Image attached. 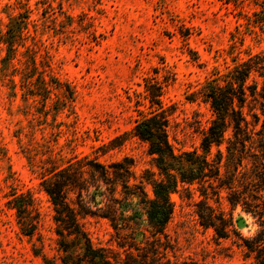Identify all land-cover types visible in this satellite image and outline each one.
Here are the masks:
<instances>
[{"label": "rangeland", "instance_id": "374dc122", "mask_svg": "<svg viewBox=\"0 0 264 264\" xmlns=\"http://www.w3.org/2000/svg\"><path fill=\"white\" fill-rule=\"evenodd\" d=\"M254 55L264 56V0H0V264H44V255L55 254L42 171L129 157L131 182L140 180L156 169L131 134L135 120L162 112L175 151L198 148L212 117L205 82ZM39 76L47 93L37 88ZM250 79L260 88L264 76L253 71ZM147 83L161 85L159 105ZM11 192H29L38 204L42 220L32 237L5 205ZM225 194L220 207L229 211ZM170 199V259L255 264L235 237L217 240L198 224V192ZM233 217L242 236L255 234L256 218L240 206ZM90 221L94 242L113 244L108 223Z\"/></svg>", "mask_w": 264, "mask_h": 264}, {"label": "trees", "instance_id": "16d2710c", "mask_svg": "<svg viewBox=\"0 0 264 264\" xmlns=\"http://www.w3.org/2000/svg\"><path fill=\"white\" fill-rule=\"evenodd\" d=\"M263 69L264 56L254 55L205 82L201 94L212 117L198 148L175 151L162 112L135 120L131 134L146 144L156 169L143 170L136 182L129 157L110 164L84 158L42 171L55 235V254L44 255V264H200L170 259L173 247L165 234L174 213L170 194L192 200L195 192L198 224L212 229L217 240L235 237L244 257L264 264V81L259 88L250 79L253 71L264 76ZM37 81L47 93L44 79ZM146 91L151 104L159 105L161 85L147 83ZM223 190L229 211L220 207ZM9 196L5 205L14 210L21 233L32 237L42 220L35 198L29 192ZM237 206L258 222L251 237L234 226ZM90 220L108 223L113 244L94 242L86 227Z\"/></svg>", "mask_w": 264, "mask_h": 264}]
</instances>
